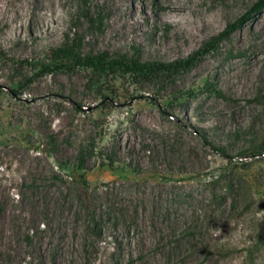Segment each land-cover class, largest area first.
<instances>
[{
    "label": "rangeland",
    "instance_id": "obj_1",
    "mask_svg": "<svg viewBox=\"0 0 264 264\" xmlns=\"http://www.w3.org/2000/svg\"><path fill=\"white\" fill-rule=\"evenodd\" d=\"M256 1L0 0V264H264Z\"/></svg>",
    "mask_w": 264,
    "mask_h": 264
},
{
    "label": "trees",
    "instance_id": "obj_2",
    "mask_svg": "<svg viewBox=\"0 0 264 264\" xmlns=\"http://www.w3.org/2000/svg\"><path fill=\"white\" fill-rule=\"evenodd\" d=\"M264 9V0H257L249 9L250 14L259 13ZM243 17V16H242ZM246 19L242 20L237 19L234 21L232 25V29H236L242 25V23ZM226 34H220L219 36L212 39L214 44L218 43L222 38H224ZM80 46L73 43L67 44L66 42L63 44L61 48L55 51L56 57H58L61 61L71 63L75 67H84L91 69L93 71H103L105 69L117 68L121 70L125 74H137V75H150L154 73H164V72H178L180 69L189 68L193 63V57L182 59L180 61L173 62H140L138 60H133L132 57L127 56H117L111 57L106 53H100L96 55H81ZM205 52H200V54H204ZM199 55V54H198ZM256 152H251L250 155H246V153H240L239 157H250V156H258L264 154V145H259L256 149ZM218 153L222 151L217 150Z\"/></svg>",
    "mask_w": 264,
    "mask_h": 264
}]
</instances>
